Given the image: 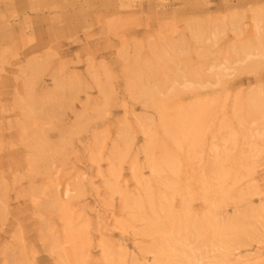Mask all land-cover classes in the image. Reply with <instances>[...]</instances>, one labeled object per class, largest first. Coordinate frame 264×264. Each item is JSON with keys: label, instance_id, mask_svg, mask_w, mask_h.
<instances>
[{"label": "rangeland", "instance_id": "obj_1", "mask_svg": "<svg viewBox=\"0 0 264 264\" xmlns=\"http://www.w3.org/2000/svg\"><path fill=\"white\" fill-rule=\"evenodd\" d=\"M257 9L0 0V264H264Z\"/></svg>", "mask_w": 264, "mask_h": 264}, {"label": "bare ground", "instance_id": "obj_2", "mask_svg": "<svg viewBox=\"0 0 264 264\" xmlns=\"http://www.w3.org/2000/svg\"><path fill=\"white\" fill-rule=\"evenodd\" d=\"M250 20H251V22H252V25H253V27H254V30H255V32H260V29H261V24L260 23H262L263 22V20H264V17L261 15V12H260V10L259 9H257L256 11H253V12H251L250 13ZM243 18H245V15H241V14H239V16H237L231 23H232V25H233V28L232 29H234V30H237L238 32L239 31H241L242 30V26H241V23H242V21H243ZM224 30H225V24L224 23H220V24H215L214 25V27H213V29L211 30V32H210V36L209 37H207L206 39H208L213 45L214 44H216L219 40H220V38L222 37V33L224 32ZM211 44V45H212ZM252 49V48H251ZM254 50H255V52H249V50H248V52L246 53L247 55H245L243 58L241 57V59H239V60H236V61H241V62H246L249 58H250V55L251 56H258L259 57V62H261V64H262V62L264 63V41H262L261 42V44H260V46L259 47H256V48H254ZM210 70L212 69L211 67L209 68ZM228 69H229V67H225V68H223L221 71H216L215 73H212L213 74V76H215L216 77V81H221L222 80V78L224 77V76H226V75H228L229 73L227 72L228 71ZM212 72V71H211ZM210 81V80H209ZM191 82V81H190ZM206 82H207V80H206ZM189 86V85H188ZM151 92V91H150ZM152 93V92H151ZM255 100V99H254ZM256 101H258V100H256ZM259 102H260V100H259ZM258 104H260L261 105V102L260 103H258ZM263 104V103H262ZM257 105V104H256ZM262 106V105H261ZM258 107V106H257ZM256 107V108H257ZM263 107H264V105H263ZM263 107H261V109L263 108ZM264 109V108H263ZM262 109V110H263ZM257 110H258V108H257ZM258 112V111H257ZM261 112H263V111H260V113ZM258 114V113H257ZM263 114V113H262ZM262 114H259L260 116L262 115ZM264 116V115H263ZM259 117V116H258ZM255 118V117H254ZM254 118H253V120H254ZM262 118H264V117H262ZM263 121V120H262ZM261 122V121H260ZM252 123H255V124H258V122H257V120H254ZM264 123V122H263ZM259 124H262V123H259ZM258 124V125H259ZM257 126V125H256ZM254 132L252 133V135L255 137V138H262L263 136H264V126L262 125V126H260L259 125V127L258 128H255L254 130H253ZM150 143V142H149ZM147 149H149V146H148V148ZM147 154V158L148 159H150V157H149V154L148 153H146ZM114 173V172H113ZM173 255V254H172ZM224 256H226V254H224ZM178 257V256H177ZM185 259V261L183 262V264H205V263H209V264H228V262L227 261H230V259L229 258H226V259H221V260H219V261H210V260H206V261H204L202 258L200 259V258H196V257H193L192 259L191 258H189V257H184ZM229 259V260H228ZM237 259H240L239 261V264H250V263H255V264H262V262L260 261V258L259 257H255V258H253V260H246V259H243V257H241V256H238V255H236V258H235V260H237ZM232 262L234 261V260H231Z\"/></svg>", "mask_w": 264, "mask_h": 264}]
</instances>
